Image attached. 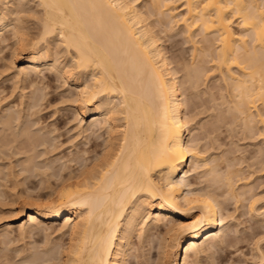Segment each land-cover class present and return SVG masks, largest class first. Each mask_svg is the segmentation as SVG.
I'll list each match as a JSON object with an SVG mask.
<instances>
[{
	"label": "bare ground",
	"instance_id": "bare-ground-1",
	"mask_svg": "<svg viewBox=\"0 0 264 264\" xmlns=\"http://www.w3.org/2000/svg\"><path fill=\"white\" fill-rule=\"evenodd\" d=\"M5 1L8 2L7 5L1 4L4 6L2 8L4 12L0 13V43L6 40L5 32L7 30L13 33L10 36H16L17 41L15 39L14 43L18 45V51H14L17 47L12 46L11 54L17 51V55L22 58L20 67H16L18 69L16 73L22 75V80L27 82L31 92L28 94L25 91L28 94L27 103L25 105L24 102L23 105L25 107L14 104L13 107L16 109L20 107L17 110L6 107L7 104L3 106L2 102L5 101H1L0 98V105L4 107V110L0 111V161L2 158L5 159L7 154L8 156L12 155L9 157L14 159L13 162H10L12 166H15V152L20 155L24 152L27 158L24 155H22L23 159L22 156L20 157L22 161L17 158L22 165L17 163L21 168L15 171H20L19 174L12 170L13 167L10 163L12 169L8 168L9 176L15 174L18 178L21 173L22 180L27 181L32 176L42 174L38 178V182H40V180L43 181L46 177L53 175L55 181L54 187L51 182L47 186V178L44 180L46 184L41 182L43 187L48 188L45 198L43 197L44 201L36 196V202L25 200L26 202L23 201L24 203L19 205V208L17 207L19 218H24L23 222L17 224V232L20 231V237L23 238L22 235H32L34 230L38 232V230L45 231L44 228L50 229L53 223L62 219L58 228L63 229L60 231V235L66 234L63 235L66 238L65 241L60 238L57 239L59 243L51 244L55 241L47 240L50 243L44 241L45 246L41 247L43 244L36 245V249L33 250L30 248L32 247L31 243L33 246L35 245L34 241L23 242L21 248L24 247L23 244L29 246H27L28 251L23 250L25 253L22 254L21 261L19 259L20 264H127L132 251V239L135 235L140 238L145 233L143 222L149 215H151V218L149 217L151 220L148 219L150 223H146L145 230L149 228L148 232H150V229H159V231L160 228L163 229L161 247L166 258L173 256L171 260L167 261V264H192L194 259L191 260L192 253L195 256L203 255L205 251L211 250L212 243L217 245L225 243L227 240L226 231L229 228L228 221L231 218H228L227 213L223 212L222 203L225 202L218 199L222 192L211 188H195L188 179L191 171L195 172L196 168L208 162L205 163L206 160L199 162L202 156L198 144L194 140V142L191 141L190 138L185 139V135L189 137L190 123L195 112L192 115H186L184 110L189 108L188 103L191 106L193 103L191 100L186 102L183 89H188L187 86L193 87L196 82L198 83V79L206 71L203 65L208 63L207 70L209 69V72L210 70L211 72L212 70L217 71L221 79L223 78L225 82L228 81L227 83L234 93L232 95L236 97L232 100L231 106L239 115L241 114L242 120L246 119L247 123L251 120V122L264 123V119H262L264 114L259 111L264 110V108L260 109V107H264V0H182L180 7L182 12H175V7L171 6V3L176 0H31L36 7H39V15H37L39 18L36 19L38 23L36 22V25L34 23L31 31L28 26H25V23L22 25L21 22L19 25L17 22L21 18L17 20L19 15H16L18 14L16 12L21 10L26 1ZM29 2L30 0L27 2L28 5ZM139 2L145 4L139 6ZM8 9L11 12L16 10L14 12L16 14H11L15 19H12L14 22L12 24ZM23 13L21 15L26 16L27 13ZM160 14L166 16L167 21H162ZM28 18V16L24 17L25 21L23 22H26ZM164 23L168 24L165 26L167 29L168 26L171 29L173 24L175 26L179 23L189 41H191V36H194L195 30H199L204 35L203 40L206 39V43L203 42L201 47H197L194 46L196 42L192 40L194 44L192 43L189 62L181 63L179 59L171 60L170 56L166 55V50L161 43L162 38L160 39V33L165 30ZM157 24L158 27H156ZM55 41H58L65 51L62 58L65 59L64 64L61 63L56 52L52 54L50 49ZM3 43H1L2 46H4ZM5 46L1 48H5ZM196 56L200 59L195 60ZM11 61L9 60L7 65H12ZM172 61L176 63L173 64ZM201 64L203 65L201 66ZM7 65L6 62L5 65H2L6 67L0 68L1 74L3 69L11 67ZM176 66H179V71ZM41 67L44 69L46 67L48 72L58 73L59 78L64 77L65 80H70L72 87L69 85L68 87L72 88L73 93L75 92V98L72 96L73 100L70 98V102L78 100L83 104L77 105L76 103L77 111L74 108L75 113L83 112V109L86 108L85 105L90 107L89 123L86 122L87 126L83 127L85 133L90 130L89 133H92L90 136L96 139L105 134L101 140L102 145L98 140L92 141L93 149L99 147V151L95 149L96 154H93L94 156L88 162L82 163L80 168L78 161L81 148L78 149L79 151L77 150L79 156H76L77 151H75L76 153L70 152L77 157L78 161H76V157H73V154L71 156L68 154V158L63 154L67 159L71 157L69 162L74 158L72 162H77V165L72 164V167L78 166V168L73 170L66 168L69 164L67 159L63 160L64 157H60L63 158L61 160L58 158L60 155L58 157L56 155L57 165L54 162L55 159L52 160L54 164L50 161V166L45 163L52 170L49 174L43 173L45 172L44 168L42 173L37 171L39 168L47 167L42 166L46 158H38V149L36 152L35 148L39 145L40 147L43 144L46 145V147H42V155L39 150L40 156H44L51 149L53 152L55 145L52 140L57 138L51 136L52 128H48L53 124L50 126L43 124L45 132L40 130L42 124L40 123V127H38V122L42 120L40 116L39 120L37 119L38 122L34 118L33 120L28 119L30 117H26L28 120L25 119V115L32 116V113V117H34V114L41 110L43 101V106L47 105L45 102L48 101L47 108L51 104L47 97L50 92L45 93L44 91L47 86L44 90V83H42L43 88L40 86V80L47 77L39 75L41 76L39 79L37 75L38 71H42ZM180 70H182V79L177 74V72L180 74ZM55 75H53L54 78ZM207 75L205 74V76ZM42 77L44 78L41 79ZM36 79L39 81V85L35 82ZM34 82L42 89L37 85L33 86ZM30 86H33V90ZM20 88L24 90V84L22 87L20 85ZM19 94L20 92L17 93V95ZM21 96V99L25 97ZM43 97L46 98V101ZM14 102H11L10 105ZM36 107H38V111ZM232 110L234 111V109ZM23 111H25V115ZM189 111H193V109ZM236 111H234L235 114H237ZM50 114L52 115V113ZM247 123L245 122V126L248 127L250 123L249 125ZM45 126H48L47 130ZM48 129L51 131L48 132ZM251 129L252 127L250 131H252ZM97 130L99 132L95 135L94 132ZM244 131L246 132L245 129ZM43 132L46 136L49 133V137H52L51 141L47 139L48 136L43 135ZM46 132L48 133L45 134ZM258 133L264 136V128ZM48 141L52 144L50 142L47 144ZM49 144L51 146H47ZM54 144L56 143L54 142ZM9 145L13 147L11 148ZM45 148L47 149L45 150ZM9 151L10 153H8ZM28 151L32 155H27ZM47 154L46 157H48ZM85 154L81 155L83 161L89 156L85 157ZM35 155L39 159L38 163L35 160ZM7 158V162L3 160L4 164L9 162L10 159ZM49 158L52 159V157ZM23 162L26 163L25 166L22 164ZM61 164L64 165L62 168ZM69 166L71 167V165ZM228 170H225V175H221L222 183L224 182L226 187V194H233V198L236 193L234 194V186L231 185L233 182L230 180L232 177L230 178L229 173L232 175L234 171ZM10 171L14 174L11 175ZM64 171L65 173H63ZM5 177L8 181L16 179H12L14 176L12 178ZM2 178H0V187L3 184L5 186L7 180L4 178L6 179L4 181ZM25 180L22 181L23 183L21 180L17 182L24 185ZM49 186L53 189H50ZM2 193L4 192L2 191ZM30 194L32 193L30 192ZM37 198L40 202L37 201ZM248 207L249 210H252L253 203H249ZM55 225L53 224L52 228H55ZM10 228L9 223L0 225V239L4 233L7 237H2L5 239V241L1 239V242L4 241L2 244L7 245V242L10 241L11 238L7 235L10 234V230H13ZM144 236L148 237L145 234ZM61 240L63 242H60ZM227 242L229 243V240ZM21 248L18 247L17 250L22 251ZM12 253L14 252H11L10 255ZM12 256L8 255L5 258L10 259ZM195 258L197 259V257ZM137 262L136 264L140 263Z\"/></svg>",
	"mask_w": 264,
	"mask_h": 264
},
{
	"label": "rangeland",
	"instance_id": "rangeland-1",
	"mask_svg": "<svg viewBox=\"0 0 264 264\" xmlns=\"http://www.w3.org/2000/svg\"><path fill=\"white\" fill-rule=\"evenodd\" d=\"M25 1L27 3L29 0H25ZM142 2L138 3L139 6H140V4L141 5L145 4ZM181 3H182V0H176V1H174V3H171V6L173 5V7H175V12H182V9H180V7L182 6ZM1 4L7 5L8 2L5 0H2ZM1 4H0V9H1L0 13L4 12V10L2 11V8L4 6H1ZM25 4L23 5L24 7L25 6H29V7L24 8L22 6L23 9L22 8H21V10L19 9L20 11L16 12V10H15L14 12H16L18 14L11 12V10L8 9V13L10 14V17H11L9 19L11 20V24H12V23H14L12 21L15 20L14 16L12 17V15H14V14L19 15V17L17 16L18 19L15 17L17 20H19L21 18L20 21L16 20L18 22V24L24 25L23 23H25L26 24L25 26H28V29L31 31L33 29L31 27H34L33 26L34 23H35V25L38 23V20L36 21V19L39 18V16L37 17V15H39L38 14L39 13L38 12L39 7L38 6L36 7V5L31 0L29 2V5H28V3L26 5ZM30 4H32V5H30ZM177 5H179V6L177 7ZM36 9H38V10L36 11ZM142 9L144 10V7H142ZM27 10H28V12H27ZM34 10L37 14L34 12ZM21 13H23V14L27 13V14H26V16H24V15H21ZM33 13L35 14V16ZM23 16L25 18H27V16L29 17L28 20L26 19V22H23V21H25ZM33 16H34V18H33ZM159 16L161 17L162 21L163 20L167 21V19H168L166 16L165 17L161 16V14ZM159 16L157 15V17H159ZM162 17H164V18H162ZM29 20H31V21H29ZM33 20H34V22H33ZM30 23L32 24V26ZM167 25L168 24L164 23L163 28ZM173 25H172L171 29H169V26H168L169 30L167 29V27H165L164 28L165 30L164 31L162 30L163 32L160 33V39L162 38L161 43L166 50L165 51L167 53L166 55L168 57L170 56L169 58L171 60L172 59H174V60L179 59V61H181V63H184V61H185V63H186V61L189 62V60L191 58L190 54L192 53L191 47L193 46L192 45L193 41L196 42L195 44L193 43L194 46H197V47L200 46L201 47L202 46L201 44H203V42L206 43V39L203 40L204 35L202 33H200L199 30H195L194 36L193 37L191 36V38H190L191 41H189V39L186 36V33L181 30L182 26L179 23L175 24V26H173ZM156 27H158V24ZM161 27H160V29H161ZM26 29H27V27H26ZM7 32H9V31L7 30L5 32L6 40H8V41H6V40L5 41L7 43L5 41H3L5 43L1 42L4 44V46L7 44L5 46V48H1L4 46H2V44L0 43V48L2 50V51L0 50L1 51L0 52V58H1L0 59V68L2 69L4 67H6V66H2V65H5V62H6V65L9 64V60H12L11 63H12V65L14 64L13 65L14 67L11 64L7 65V66H11L12 68L9 67V69H8V67H7V69H3L2 74L0 72V80H1L0 81V98L2 99L1 101H5V102H2L3 106H4V104H7V105H5L6 107L8 106V107L16 109L15 107H13L15 103L17 104V106L20 105V107H25V106H23L24 102L26 105V103H27L26 98L31 91L29 90L27 82L22 80V77H21L22 75L16 73L18 70L16 67H20V65L22 63V58H21V56H18L16 53L18 51L17 50L18 45L14 43L15 41H17L16 36L14 35L15 36V38H14L13 35L10 36L11 34H13V33H11V31L9 33H7ZM7 37H8V39H7ZM10 37H12L13 39H11ZM201 40H203V41H201ZM12 46L15 48L17 47L16 49H14V51L17 50L16 52L12 51V52H14L13 54L16 53L15 55L11 54V50H13ZM53 46H54V48H52ZM61 46L62 45H60L58 41H55L54 43H52V47L50 49L52 51V54H54L56 52V55L59 56V60H61V63L64 64L65 59L63 60L62 58L65 55V51L63 50V47H61ZM56 50L58 52H60V50H61V52L59 53L60 55L58 54V52ZM11 56H13V57L10 58ZM198 56L200 57V55H198ZM198 56H196L194 59L199 60L200 58H198ZM180 59H182L183 61ZM177 60H175V61H177ZM172 62H173V64L176 63L174 61H172ZM203 64H201V66ZM199 65H200V63H199ZM179 66L178 67L176 66L178 68V71H179ZM203 66H205L206 71H204L203 76L202 75L200 76V79H198V83L196 82L195 86H193V87L187 86L188 89H183V88H185V86H183V88H182L184 91L183 93L186 96V98L184 97L186 102L191 100L193 103L192 106L188 103L189 108H187V110H184L187 113V114L186 113L185 114L186 115H190V114L192 115L193 112H195V114H193L194 118L192 119V121L190 123L191 124V126H190L191 131H190L189 137L185 135V139L190 138L191 141L194 140L196 142V144H198L197 146L199 147V149L201 151V156H202V159L199 160V162H203L205 160H206L205 163L208 162V163L200 165L198 168H196L195 172H194V170L191 171V173L188 176L189 177L188 179H189L190 183L193 184L192 186L195 188H199V187L200 188H211V189H214L218 192H222L221 193L222 196L220 194L218 199L220 201L225 202V203H222L224 206L223 212L225 214L227 213L228 218H231V220L229 219V221H228L229 222L228 223L229 228L226 231V236H225L227 239L226 242L223 243L222 245H219V244L217 245V244L212 243L214 245L211 244V246H210L211 250L209 249L210 250L209 252L205 251L208 255L205 252H204L205 254L204 253H203V255L197 254V256H195L194 253H192L193 257L191 256V260L194 258L192 264H195V262H196V264H264V136H262L261 134L258 133V132H260V130H262V128H264V127H262V126H264V123H260V121H257V122L253 121L254 122L253 123V122H251L252 120L251 121L249 120L251 123L250 122L247 123L246 119L242 120L243 117L242 118L240 117L241 114L239 115V113H237L235 108L231 106L233 103L232 100H234L236 97L233 96L234 93H233L232 89L230 88L229 83H227L228 81L225 82L223 78L221 79V77L217 71L214 72L212 70V72H213L212 73L210 70V72H209V69L207 70V68H209L208 63L204 64ZM41 68H42V71L41 70L40 71L42 74L40 73V71H38L39 74H37V75L38 76L39 75H43V76L45 75V77H47V78L43 79L44 77H42L41 79H43V80H40L41 84L40 83L39 84H40V86H42V83H44V88L42 86L43 90L45 89V86H47L44 91H45V93L50 92V93H48V96H47V94H46V96L50 99L49 103H51V104L49 105V108H47L48 101H47V103L45 102V104H47V105H45L46 106L45 107V106H43L44 101L40 100V101H43L41 103L42 108H41V110H39V112L34 114L35 115L34 117H32L33 113H32V116H27V115H25L26 114L25 111H23L24 112L23 114L25 115L26 120H28V119L33 120V118H34V120L36 121L37 119L39 120V118L41 117V119H42V120H40L41 122H38V120H37L39 126L37 124L36 125L38 127H40V123H42L40 130H42L44 132H45V129H44L43 124L49 125V126H50V124H53V125L55 124L54 126L52 125L50 127H48V126H45V127H46V130H47V127L50 129L52 128V131L50 129H48V132L51 131V133H52V134L50 133L51 136L52 137L55 136L57 138H55V140L54 139L52 140L53 145H55L54 147L52 146L53 152H52V149L50 152L45 151L48 153V154L46 153L48 157L45 156L46 154L44 156H40V153H38L39 150H40V152H42V147H46L45 144H43L45 146L42 145L41 147L39 145L37 148H35V151L37 152V149H38V152H37V154H39L38 158H41V157L46 158V159H44L45 162L42 164V166L47 167V164H48V166H50L49 165V164H51L50 161L55 159L54 160V162H55L60 157H64V156L67 157L68 154H70L68 156H71V154L76 153L75 151H77L79 148H81L83 151H85V153L87 155L85 153H83L82 150L80 152L79 151L80 149H79L78 151L80 153V156L81 155L84 156L83 154H85V157H87L88 155L89 156L87 158L84 157L86 160L83 161V157L81 156L82 157L81 158L78 155V151H77L76 156H79V158H80L78 161L77 157L73 154V157H76L75 158V159H77L76 161L79 162L78 166L80 168L82 163L88 162L89 159L92 158V156H94L93 154H96L95 153V152H97L96 150L99 151V147H95L96 150L93 149V147L91 145L93 143L92 141L98 140L101 143V140H103V138L105 137V134H102L101 136L98 137L99 139H96V138H93L92 136H90V135H92V133H89V132H91L90 130L86 131V133H85L83 127L85 128L87 126L86 122H88L90 120V113H91L90 107L88 105H85L86 108H84V106H83V108H84L83 112H79V113L77 112L78 113V115H77V113H75L74 110L76 109V111H77V108H76L77 105H81L82 103L78 100L73 101L74 103L72 101L70 102V98L72 96L74 97V94H75V92L73 93V91L71 90L72 86L70 84V80H67V79L65 80L64 77H62L63 79L59 78L60 75L58 73H55L52 71L48 72V70L46 71V69H47L46 67H45V69H44V67H41ZM1 69H0V71H1ZM53 73H55L56 75ZM16 74H18L20 76H18ZM177 74L181 78L182 77L181 76L182 70H180V74L178 72H177ZM205 74L206 75L208 74V75L205 76ZM53 75H55L56 77L54 78ZM40 77L41 76H39V79H40ZM37 79L35 82L38 84L39 81H37ZM58 79H60V80H58ZM55 80H57L58 82ZM62 80H65V81L63 82ZM20 81L22 83L25 82V83H23L24 84V90H23V88L22 89L20 88V85H21V87L23 85ZM35 82H34L33 86L37 85V84H35ZM45 82H46V84H45ZM47 83H48V85L50 84L51 87L49 85V88H48ZM38 85H37V87L42 89ZM68 85L71 87H68ZM185 85H187V84H185ZM33 86L32 87L30 86L31 90H33L32 89ZM25 91H27L28 94ZM19 92L22 96L20 94L17 95V93H19ZM4 95H5V97H3ZM18 96H19V98H18ZM20 96L24 97V98L21 99ZM46 96H44V97H46ZM44 97H43V99H44ZM3 98H6V99H3ZM19 99H20V101L21 100L22 101L19 102L18 101ZM24 99H25V101H24ZM71 99L73 100V98H71ZM7 100H9V101L7 102ZM13 100L14 101L16 100V101L14 102ZM44 100L46 101V98ZM10 101L14 102V103L10 105V103H11ZM18 102L21 104L23 103V104L21 105ZM76 103H77V105H76ZM51 105H52V107H51ZM72 105H74V106H72ZM1 106L2 105H0V111L4 110V107L3 106L1 107ZM230 106L232 107V109H234V111H236V113L238 115L234 113V111L231 109ZM258 106L260 107V105H258ZM20 107H18V108H20ZM37 108L38 107H36V110H37ZM262 108H264V107H260V109H262ZM23 109L26 110V108H23ZM39 109H40V107H39ZM188 109L189 110L193 109V111H189ZM259 111H261L262 114H264V110H259ZM34 112H36V111H34ZM50 113H52V115ZM37 114H39V115L37 116ZM24 115H22V116L24 117ZM235 115L237 116V118ZM26 117H30V118L27 119ZM35 117H36V119H35ZM262 119H264V116H262ZM42 121L45 123H43ZM245 122L247 123V125H249V123H250V125L248 127H250V128L252 127V129H251L252 131H250V128L248 129V127L245 126ZM251 124H253V125L256 124V125L251 126ZM54 129H56V130L54 131ZM244 129L246 130V132L247 131L248 132L246 133L244 131ZM40 130H39V132L41 133ZM44 132H43V135H44ZM48 132H46L45 134H47ZM98 132H99L98 130L96 132H94L95 135H97ZM48 134H47V136L49 137ZM87 135H89V136H87ZM44 136H46V135H44ZM52 137L51 138L49 137L47 139H49L51 141ZM50 141H48L47 144ZM52 142H50V143L52 144ZM54 142L56 144H54ZM101 145H102V143H101ZM10 146L11 145H9V147ZM47 146H51V145L49 144ZM9 147L7 146V148H9ZM12 147L13 146H11V148ZM83 148H85V149H83ZM10 149H8V150H10ZM46 149L47 148H45V150ZM48 149H50V147H48ZM86 149L87 150L90 149V150L87 151ZM100 149H101V146H100ZM94 150H95V152H94ZM15 151H16V149H15ZM70 152H73V153H70ZM5 153H7V152H5ZM8 153H10V151ZM11 153H12V151H11ZM30 153L31 152H29L28 154L27 153H25V154L32 155V153L31 154ZM12 154H14V153H12ZM15 154H16V159H15L16 161L14 160V163L16 162V165L19 164L20 166H22L21 165L22 160L20 159V157L22 155H24V152H23V154L21 153V155L18 152L17 153L15 152ZM17 154H19V155H17ZM42 154H43V152L41 153V155ZM63 154H64V156H63ZM56 155H57V157L59 155L60 156L58 158H56ZM9 156H12V155H9ZM9 156H8V154L6 156V158L8 157L7 159H10L9 162L7 163L8 165L4 164L3 160L6 161L5 157H4L5 159L2 158V161H0V163H1L0 165H2L0 169H2V167H4V169L1 170L2 174L0 172V174H1L0 178L3 177L2 179L5 181L7 179L5 176H8V178L9 177L12 178L14 176L12 179L16 178L13 181H15L17 184L13 181H8V179H7L5 181L6 182L5 183L6 187H5V186H3L4 184L1 182V184H3V185H1L0 189H3V190H0V225H3V223L4 224L9 223L10 227L13 228V230H10L9 231L10 234H7V235H9L8 237H10L12 239L11 240L9 238L10 241L7 242V245L4 243H3L4 245L2 244V242L5 241V239H3L2 237H4L6 235V233H4V232H3L4 234L1 233L3 235L1 237V239H3L4 241L1 242V239H0V242H1L0 243V264H20L22 254L25 253V251L23 252V250H27V248H28L27 246H29V245L23 244L24 247L21 248V244L23 242L25 243V241H26V243H27V240L29 242L34 241L33 243L35 245L33 246V244L31 243L32 247L31 248L29 247L31 250H33V249H36V245L40 246L43 244L41 247L45 246L46 243L44 245V241L48 242L47 240H50V242L55 241L51 244L59 243V242H57V239L59 240L60 238L61 239L63 238V241H65L66 238L64 236L66 234L60 235V231L63 230L61 228H58V227H60L59 225L62 223V219H61V220H59V222L53 223L54 225L56 224L55 228H52V226H53V224H52V226H50L51 227L50 229L49 228L46 229V228L42 227L45 229V231L37 229L38 232H35V230H34L32 232V235L26 234L25 235L26 237L24 235H22L23 238L25 237L24 239L20 237L21 233L19 234L20 231L17 232L18 230L16 227L18 226L17 225L18 223L20 224L21 222H23L24 218L23 217L19 218V215L17 214V212H18L17 209L21 206V204L24 203L23 201H25V200H30L29 202L34 200L36 202V200H35L36 196L41 201H44V198H45V195L47 194L48 188L46 186L43 187V183L45 182L44 184H46V181H47V186H48V184H50V182L53 185V183L55 181H54V177H52L53 175L52 176L50 175L48 178L46 177L47 178L46 181H44L46 179L45 178L43 181L40 180V182H38L39 181L38 178L41 177L42 174L41 175L37 174V176H34V177L32 176V178H28L27 181L25 179H23V180H25L24 182H26V183L24 185H22L23 180H22L21 173H20V175H18V178L16 177V175L14 173H13L14 175L12 174V172H13L12 170H14V172L16 173L17 171H15V170H18L21 167L19 165L17 167H15L16 165L12 166L11 162H13L14 158L13 157L10 158ZM30 157H32V156H30ZM49 157H52V159ZM66 157H64V159L63 158L62 159L65 160ZM17 158L20 159L21 161L19 160L20 162H18ZM21 158L23 159L24 157L22 156ZM25 158H27V156H25ZM35 158L34 159L38 163L39 159H37V156ZM47 158L51 159V160H48ZM70 158L71 157H69V159ZM41 159H43V158H41ZM69 159H67L68 162H69ZM61 160H60V162H61ZM72 160H74V158ZM72 160H71V162H69V164L66 161V163L68 165L66 163L64 164L65 166L67 165L66 168L71 169V170L78 168V166L75 167L77 165V162L73 163L74 161L72 162ZM40 161L42 162V160H40ZM54 162L52 161L53 164H54ZM45 163H47V164H45ZM56 163L57 162H55V164ZM9 164L13 167V169ZM22 164L25 166L26 163L23 162ZM58 164H59V162H58ZM72 164H74V165L76 164L74 166L75 168L72 167L73 166ZM3 165H5V166H3ZM6 165H7V167H6ZM64 165L61 164V168ZM69 165H71V167ZM8 168L12 169V170L10 169L12 171V172L11 171L10 172H11V175H13V176L8 175V174H10L7 172ZM43 168L45 169L44 170L45 172H43L45 174L46 173L49 174L52 171L48 167L47 168L42 167V169L39 168V169H37V171H39V173H42L41 171L43 170ZM68 169H67V172H68ZM212 169H214V170H212ZM227 169H229L228 171H230V170L234 171V173H232V175H231V173H229V174H230V178L232 177V179H230V180H232L231 182H233V183H231V185L233 184V186H234V187L233 186L232 187L234 188L233 189L234 194L236 193L235 194L236 196L234 195L235 198L234 197L232 198L233 194H230V195L226 194L227 193L225 191L226 187L224 185V182L222 183V181H223L222 176L226 174L225 170L227 171ZM46 170H47V172H46ZM65 171L63 173H65ZM19 172H17L16 174H19ZM46 176H48V175H46ZM50 177L53 180H51ZM4 178H6V179H4ZM42 178H44V177L42 176ZM18 180L19 181L21 180V182H22V183L20 182L21 185H20V183L18 184V182H17ZM234 180H235V182H234ZM11 182H13L14 184ZM41 182H43V183H41ZM39 183H41V184H39ZM52 185H50V186H52ZM53 187H54V185H53ZM44 188H45V190H44ZM50 189H53V188L50 187ZM2 191L4 193H2ZM233 191H232V193H233ZM30 192L32 194H30ZM27 193H29L30 196L27 195ZM237 193H238V195H237ZM29 197H30V199H29ZM38 198H37V201H38ZM11 199H12V201H11ZM38 202H40V201H38ZM249 203H253V209H252L253 211L248 209ZM15 212H16V214H15ZM150 216L151 215H149V217ZM229 216H232V217H229ZM149 217H146L147 219L145 218L144 219L145 222H143L144 223L143 227H144V231H145L144 234L148 237L145 238L144 234H142V236H140V238L137 235H135L137 237H135V236L133 237L134 239H132L133 244H132V248H131V250H132L131 255H130L131 257L130 256H129L130 258L128 257L129 260H127L128 261L127 264H134V263L136 264L137 261L140 262V263L137 262L138 264H167V261H169L173 258V256L169 257L170 259L166 258L165 257L166 255L163 252V248L161 247L162 246L161 245L162 244L161 237H162V233H163L162 230L163 229L160 228V231H159V229L158 230H154V229L151 230L150 229V232H148L149 228L146 229L147 231L145 230V228H147V227H145V226H147L146 223L147 222L150 223L149 220H151L150 219L151 217L150 218ZM11 224H12V226H11ZM57 228L59 229V231ZM142 230L143 229H141V232H143ZM27 235H29V236H27ZM59 236H61V237H59ZM228 240H229V243L227 242ZM63 241L61 240L60 242H63ZM50 242H48V243H50ZM25 245H26V247H25ZM18 247L21 248L22 251L20 249L17 250ZM23 248H25V249H23ZM37 250H38V248H37ZM3 251H4V253H2ZM18 251H19V253H18ZM11 252H14V253H12V255L14 254L15 257H14V255L13 256L10 255ZM5 254H7L6 256H8V255L12 256L13 260H12V257L10 258L11 261L8 257L5 258L6 256L5 257L3 256ZM195 257H197V259ZM260 257H261V260H260ZM19 259H20V261H19ZM135 259H136V261H135Z\"/></svg>",
	"mask_w": 264,
	"mask_h": 264
}]
</instances>
